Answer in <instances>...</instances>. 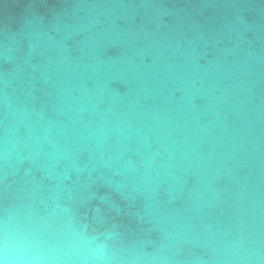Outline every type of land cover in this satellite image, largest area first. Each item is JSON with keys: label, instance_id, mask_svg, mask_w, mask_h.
I'll return each mask as SVG.
<instances>
[{"label": "water", "instance_id": "1", "mask_svg": "<svg viewBox=\"0 0 264 264\" xmlns=\"http://www.w3.org/2000/svg\"><path fill=\"white\" fill-rule=\"evenodd\" d=\"M6 136L0 217L41 249L86 215L110 249L264 264V0H0Z\"/></svg>", "mask_w": 264, "mask_h": 264}, {"label": "clouds", "instance_id": "2", "mask_svg": "<svg viewBox=\"0 0 264 264\" xmlns=\"http://www.w3.org/2000/svg\"><path fill=\"white\" fill-rule=\"evenodd\" d=\"M11 147L6 136L0 152L5 165V180ZM11 221L12 213L5 208L0 217V264H178L160 250L148 252L134 246L110 249L100 242L99 236L88 234L90 223L86 215L79 230L71 233L67 249H41L38 241L26 239ZM69 249L74 254L70 255Z\"/></svg>", "mask_w": 264, "mask_h": 264}]
</instances>
